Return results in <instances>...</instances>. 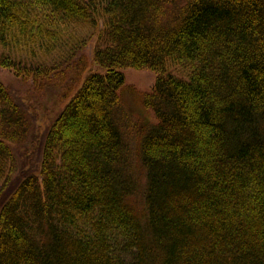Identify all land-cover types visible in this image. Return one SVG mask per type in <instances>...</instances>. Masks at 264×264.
Returning a JSON list of instances; mask_svg holds the SVG:
<instances>
[{
    "label": "trees",
    "instance_id": "trees-1",
    "mask_svg": "<svg viewBox=\"0 0 264 264\" xmlns=\"http://www.w3.org/2000/svg\"><path fill=\"white\" fill-rule=\"evenodd\" d=\"M99 19L105 72L47 126L37 174H16L12 145L34 125L0 81V264H264V0H0V45ZM121 67L158 72L143 222L115 117Z\"/></svg>",
    "mask_w": 264,
    "mask_h": 264
},
{
    "label": "rangeland",
    "instance_id": "rangeland-1",
    "mask_svg": "<svg viewBox=\"0 0 264 264\" xmlns=\"http://www.w3.org/2000/svg\"><path fill=\"white\" fill-rule=\"evenodd\" d=\"M38 20L43 22L44 15L37 17ZM35 24L32 23L33 26ZM101 28L100 19L97 25L74 22L62 27L61 36L53 41L55 43L45 35H36L29 41L17 35L18 44L9 47L0 45V57L10 59L17 66L15 69L0 63V81L25 109L34 125V138L29 139L28 146L12 145L16 174L29 171L37 174L41 141L47 126L88 73L105 72L104 67L93 60V50L98 44L97 35ZM168 67L169 71L179 74L176 66ZM119 70L124 75V84L118 89L115 117L127 145L124 171L132 185L128 200L143 222L146 178L138 156L139 141L141 135L157 123L154 112L144 106L143 98L151 91L158 72L149 67H121ZM47 73H50V77L45 75Z\"/></svg>",
    "mask_w": 264,
    "mask_h": 264
}]
</instances>
